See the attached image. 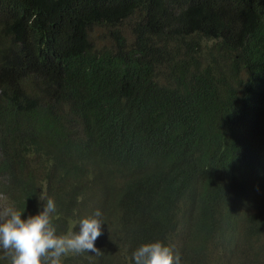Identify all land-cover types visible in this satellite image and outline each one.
<instances>
[{"label":"trees","instance_id":"16d2710c","mask_svg":"<svg viewBox=\"0 0 264 264\" xmlns=\"http://www.w3.org/2000/svg\"><path fill=\"white\" fill-rule=\"evenodd\" d=\"M41 195L103 213L63 264H264V0H0V200Z\"/></svg>","mask_w":264,"mask_h":264},{"label":"clouds","instance_id":"9594fccd","mask_svg":"<svg viewBox=\"0 0 264 264\" xmlns=\"http://www.w3.org/2000/svg\"><path fill=\"white\" fill-rule=\"evenodd\" d=\"M39 199L45 202L43 210L26 219L13 208L0 211V250L10 264H63L69 255L101 254L95 247L104 224L100 209L79 220V232L57 235L52 223V215L57 212L55 201L44 195ZM132 258L134 264H182L180 254L161 241L139 246Z\"/></svg>","mask_w":264,"mask_h":264},{"label":"rangeland","instance_id":"374dc122","mask_svg":"<svg viewBox=\"0 0 264 264\" xmlns=\"http://www.w3.org/2000/svg\"><path fill=\"white\" fill-rule=\"evenodd\" d=\"M5 206H6V204L4 203V201L0 200V211H3L5 209L4 208Z\"/></svg>","mask_w":264,"mask_h":264}]
</instances>
